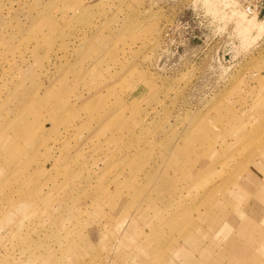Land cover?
Listing matches in <instances>:
<instances>
[{
    "label": "rangeland",
    "instance_id": "obj_1",
    "mask_svg": "<svg viewBox=\"0 0 264 264\" xmlns=\"http://www.w3.org/2000/svg\"><path fill=\"white\" fill-rule=\"evenodd\" d=\"M0 264H264V12L0 0Z\"/></svg>",
    "mask_w": 264,
    "mask_h": 264
},
{
    "label": "built area",
    "instance_id": "obj_2",
    "mask_svg": "<svg viewBox=\"0 0 264 264\" xmlns=\"http://www.w3.org/2000/svg\"><path fill=\"white\" fill-rule=\"evenodd\" d=\"M246 16H253L259 12H264V0H234Z\"/></svg>",
    "mask_w": 264,
    "mask_h": 264
},
{
    "label": "water",
    "instance_id": "obj_3",
    "mask_svg": "<svg viewBox=\"0 0 264 264\" xmlns=\"http://www.w3.org/2000/svg\"><path fill=\"white\" fill-rule=\"evenodd\" d=\"M233 55L230 53L227 55V59H232Z\"/></svg>",
    "mask_w": 264,
    "mask_h": 264
},
{
    "label": "bare ground",
    "instance_id": "obj_4",
    "mask_svg": "<svg viewBox=\"0 0 264 264\" xmlns=\"http://www.w3.org/2000/svg\"><path fill=\"white\" fill-rule=\"evenodd\" d=\"M242 11V10H241ZM243 12V11H242Z\"/></svg>",
    "mask_w": 264,
    "mask_h": 264
}]
</instances>
